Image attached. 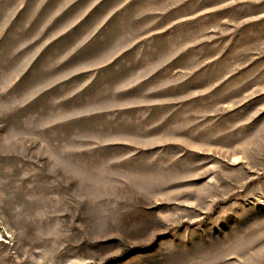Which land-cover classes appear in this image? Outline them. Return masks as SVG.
Masks as SVG:
<instances>
[{
  "label": "rangeland",
  "instance_id": "obj_1",
  "mask_svg": "<svg viewBox=\"0 0 264 264\" xmlns=\"http://www.w3.org/2000/svg\"><path fill=\"white\" fill-rule=\"evenodd\" d=\"M0 264H264V0H0Z\"/></svg>",
  "mask_w": 264,
  "mask_h": 264
}]
</instances>
